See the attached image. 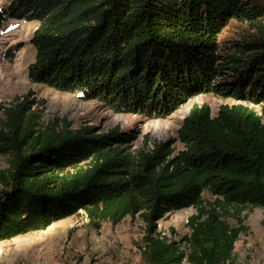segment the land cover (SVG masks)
I'll use <instances>...</instances> for the list:
<instances>
[{"label": "trees", "instance_id": "16d2710c", "mask_svg": "<svg viewBox=\"0 0 264 264\" xmlns=\"http://www.w3.org/2000/svg\"><path fill=\"white\" fill-rule=\"evenodd\" d=\"M6 17L38 23L34 83L150 118L202 93L236 102L213 116L191 106L177 153L172 141L146 138L131 148L136 134L119 128L44 123V101L30 90L0 102V241L79 211L96 228L138 215L144 264H235L245 214L264 208V0H10L0 32ZM232 20L254 32L221 39ZM182 208L195 209L190 232L168 239L158 222Z\"/></svg>", "mask_w": 264, "mask_h": 264}, {"label": "rangeland", "instance_id": "374dc122", "mask_svg": "<svg viewBox=\"0 0 264 264\" xmlns=\"http://www.w3.org/2000/svg\"><path fill=\"white\" fill-rule=\"evenodd\" d=\"M10 0H0L6 8ZM38 23L26 19L6 17L0 32V102L7 104L16 96H24L30 90L36 99L44 101L42 121H57L59 126L68 121L70 128L90 125L98 133L113 128L136 134L129 143L139 148L144 139L149 146L154 141H172L174 153L184 145L177 138V130L191 106L207 104L215 115L221 104H231L234 99L222 98L211 93L195 95L166 117L150 118L143 114L109 109L104 102L83 99L79 92L58 91L46 84L32 82L27 74L28 65L35 60V48L31 36ZM252 23L232 20L222 31L221 39L237 41L253 33ZM255 110L259 111L257 105ZM3 112L0 110V120ZM264 123V118L262 119ZM7 156L0 155V169L7 166ZM211 200L208 192H203ZM195 213L193 208L173 211L158 222L159 233L168 239L179 241L190 229L187 217ZM230 224L235 220L228 219ZM242 231L234 246L235 264H264V208L254 207L245 214ZM145 223L138 215H129L113 225L104 220L99 228L88 222L83 211L53 222L45 230L0 241V264H144L140 258ZM182 247L186 244L182 242ZM182 264H190L184 261Z\"/></svg>", "mask_w": 264, "mask_h": 264}]
</instances>
